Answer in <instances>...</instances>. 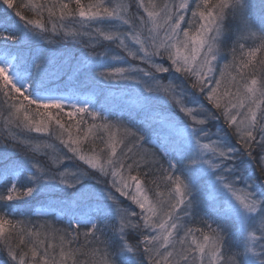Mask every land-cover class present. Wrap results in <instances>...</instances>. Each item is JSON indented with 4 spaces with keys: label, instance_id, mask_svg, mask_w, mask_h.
<instances>
[{
    "label": "snow or ice",
    "instance_id": "6c2138e0",
    "mask_svg": "<svg viewBox=\"0 0 264 264\" xmlns=\"http://www.w3.org/2000/svg\"><path fill=\"white\" fill-rule=\"evenodd\" d=\"M0 9L24 22L0 23V264H264V0ZM49 32L90 51L33 55ZM113 88L134 104L116 105ZM41 195L67 228L21 218Z\"/></svg>",
    "mask_w": 264,
    "mask_h": 264
},
{
    "label": "trees",
    "instance_id": "16d2710c",
    "mask_svg": "<svg viewBox=\"0 0 264 264\" xmlns=\"http://www.w3.org/2000/svg\"><path fill=\"white\" fill-rule=\"evenodd\" d=\"M17 2H19V0H17ZM6 7V6H5ZM3 10L0 9V12H2ZM26 15H31L30 13H25ZM0 23H5V24H11L12 27H18V26H22L23 25V21H20L18 17L15 16L13 10L9 9L8 10V14L3 18L0 19ZM39 55V57L42 58H47L48 55L53 54L55 57H57L59 59V61L61 62H66V61H72L73 63H75V60L78 58H81L82 54H87L90 50L86 47H84L82 44H77L75 42H73L70 38L65 40L63 38V33H60L59 35H53L51 32H49L47 34V39H37L33 42V46H32ZM97 51H100V49H97ZM114 51H119L118 49H114ZM65 59V60H64ZM165 64H167V62H165ZM179 81V80H178ZM176 81V82H178ZM165 83H167V79L164 80ZM0 99H2V97H0ZM65 103L67 104V102L65 101ZM210 107V106H209ZM70 109H68L66 107L65 111H68ZM55 111V110H53ZM213 111H215L213 109ZM65 123H67V117H63ZM222 125V121L220 122H211L209 124V128L215 132L217 127ZM19 131V130H17ZM34 137H42V134H38V133H31L28 134ZM44 139H47L46 137H43ZM49 142H53V143H57L58 141H49ZM23 146H21L20 149H13L11 147H9L7 149V152L9 154H12L13 156H16L18 153L21 152ZM5 149H3L2 147H0V153L4 152ZM71 163V162H69ZM247 170L248 172H254L256 171V166L255 164L249 162L247 164ZM258 174V173H257ZM104 178L101 177V180L103 181ZM2 182V181H0ZM97 188H101L103 189L105 186L103 183H100L99 185H96ZM110 188V184L108 186ZM149 187H151L149 185ZM151 195V193H149ZM123 201V205L124 204H128L129 206H131L132 209H134L135 211L139 212V209L132 204L130 201L128 200H122ZM128 202V203H127ZM22 211L24 212V216L21 218H25V219H31L33 223L35 224H40V223H44V222H48L51 224H54L57 228H67V218L65 216V213L63 211H61V209L59 207H57L47 196L41 195L39 197H37L35 200L32 201V204L27 206L26 208L22 209ZM198 211V215L199 216H203L204 213L202 211H199V209H197ZM60 221H63V223H61ZM194 226H201L198 222L194 225ZM237 238L236 236V232L235 229H233V236L232 239L235 240ZM83 241V237H81V242Z\"/></svg>",
    "mask_w": 264,
    "mask_h": 264
},
{
    "label": "rangeland",
    "instance_id": "374dc122",
    "mask_svg": "<svg viewBox=\"0 0 264 264\" xmlns=\"http://www.w3.org/2000/svg\"><path fill=\"white\" fill-rule=\"evenodd\" d=\"M254 2V5H255V10L256 11H259V0H253ZM187 18H190V13L188 14V17ZM119 50V49H118ZM38 50H35L33 47H32V54L35 55V56H38V53L36 52ZM121 55H124V53H121ZM47 58H51L53 61H59V59L57 57H55L53 54H50L47 56ZM129 62L130 63H139L138 61H132L131 58L129 57ZM231 59V55L229 53L228 55V60ZM65 60V59H64ZM226 61L225 60H220L218 62V65H217V72L215 73V75L218 76L219 74V70L223 68V65ZM142 67H146L144 65H141ZM165 66H167V64H165ZM165 77H167L168 74H163ZM166 79V78H165ZM177 83H180V81H178ZM185 87H187V85H185ZM189 91H191V89H189ZM88 96L90 97H94L95 96V93L91 90H89L87 93H86ZM108 95H109V98L111 99L112 97H115V100H116V105H119L121 103H127L129 105H132L134 104L135 102V96L131 94V90L130 89H127V88H113L111 90H109L108 92ZM193 99L195 100H201L202 97H200L199 94H196L195 97H193ZM67 102V101H66ZM119 114V113H117ZM113 119H115V117H113ZM110 180V178H108ZM201 185H203L205 183L204 180H201L200 181ZM97 189H101V188H97ZM113 191V194L116 195L121 201L122 200H128L126 197H120L119 196V193H116L114 190ZM131 202V200H128ZM128 203V202H127ZM132 203V202H131ZM129 204V203H128ZM128 204H124L123 206H129ZM136 206V205H135Z\"/></svg>",
    "mask_w": 264,
    "mask_h": 264
}]
</instances>
